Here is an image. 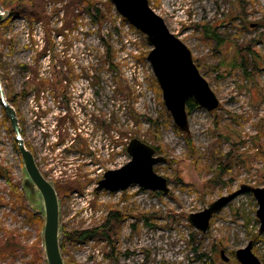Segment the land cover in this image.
Wrapping results in <instances>:
<instances>
[{
  "label": "rangeland",
  "instance_id": "1",
  "mask_svg": "<svg viewBox=\"0 0 264 264\" xmlns=\"http://www.w3.org/2000/svg\"><path fill=\"white\" fill-rule=\"evenodd\" d=\"M14 1L0 0V8L10 14L13 6H7ZM94 2L98 14L83 0H45L50 35L45 22L27 16H9L0 24L2 86L8 100H15L23 138L42 173L62 188L61 243L64 231L99 229L94 238L66 245V264H240L236 251L250 242L264 264V232L252 194L215 214L205 233L189 222L191 214L242 185L264 187V0H149L191 49L220 100L217 111L197 107L189 113V134L179 131L165 107L145 36L113 5L109 10V0ZM74 14H81L78 22ZM71 68L79 77L73 84L66 82ZM35 72L59 74L66 92L48 88L37 104L32 85L23 96ZM68 110L70 123L64 121ZM134 138L160 147L157 155L167 163L155 172L169 181L168 195L137 185L96 191L107 171L131 160L126 149ZM27 178L0 103V264H47L44 204L40 194L25 189ZM10 181L21 197L13 195ZM33 216L41 219L39 229L30 224ZM14 239L18 248L2 250Z\"/></svg>",
  "mask_w": 264,
  "mask_h": 264
},
{
  "label": "water",
  "instance_id": "2",
  "mask_svg": "<svg viewBox=\"0 0 264 264\" xmlns=\"http://www.w3.org/2000/svg\"><path fill=\"white\" fill-rule=\"evenodd\" d=\"M109 1L127 23L145 36L151 48L147 60L162 91L165 107L179 131L189 134L190 101L210 113L220 107V100L201 74L191 49L170 31L165 20L152 9L149 0ZM9 16L8 12L0 8V24ZM0 103L14 132L17 148L28 174L24 187L32 196L40 194L43 200L45 216L42 238L45 261L47 264H66L61 247L63 235L58 192L42 173L33 153L25 144L17 111L6 96L1 77ZM126 150L131 160L117 170L107 171L96 191L115 193L137 185L145 190L168 195L169 181L155 172V166L166 164L167 159L157 155L155 148L138 138L132 139ZM244 194H252L256 199L259 205L256 215L260 221V232H264V187L249 185H242L237 191L219 198L203 211L191 214L190 224L202 233L207 232L213 216ZM235 255L240 264H262L253 253L252 242L237 250ZM221 256L228 261L223 251Z\"/></svg>",
  "mask_w": 264,
  "mask_h": 264
},
{
  "label": "trees",
  "instance_id": "3",
  "mask_svg": "<svg viewBox=\"0 0 264 264\" xmlns=\"http://www.w3.org/2000/svg\"><path fill=\"white\" fill-rule=\"evenodd\" d=\"M54 2L56 4L57 0H54ZM83 2L86 3V5L88 7V10H90L92 7H94L95 10H96V14L100 13V9L96 5L97 3L94 2V4L92 5L93 0H83ZM107 5H108L109 10H110L112 8V4L110 2H107ZM46 7L47 6H46V3H45V0H37V1H33V0H16V1L12 2L10 5L7 6L8 9L11 8V13H10L11 17H13L14 15L17 14V15L27 16L30 21H39L40 20L42 22H45V25L43 26L44 27L43 30H44V32L46 34L48 33L50 35V28H49L50 15L48 14V10H47ZM69 8L70 7L68 5H66L64 7L65 12H67V14L69 12L68 11ZM58 12H60V10L55 8L54 14H56ZM74 18H75V21L78 22V20L81 18V14H74ZM9 19L7 20L6 23H8ZM212 30H213L212 26H207L206 27V33L207 34L211 33V35H213L214 31H212ZM48 46L51 48L53 46V43L51 41H49L48 42ZM44 53L46 54V50L44 51ZM105 54H106L107 58L109 59L108 61L112 62V55H111L112 53H111V50H110L109 47H107V51H106ZM40 55H41V53H40ZM54 58H56V57L53 56V60L52 61L55 60ZM111 67H113V66L111 65ZM22 68L25 69L26 71H29L28 65H26V64L23 65ZM111 69H113V68H111ZM39 75L40 74L37 73V72L33 73V78L31 80H28V82L26 83V87H25V89L23 90V93H22L23 96L24 95L26 96V94L28 93V87H29L30 83H33V86L35 88V93H36L37 100H39V97H40L41 93H43L46 90L47 87H55L56 86L53 83V81L55 82V79L58 76L56 73L53 76H51V77H44V76H41V75L39 76ZM9 101L14 106L15 100L14 99L10 100V98H9ZM197 107L198 106L196 105V103H194L193 101H190L188 103V113H190L192 110L196 109ZM187 140H188V144L190 146H192V142H191L189 136L187 137ZM159 148L160 147H156V150L157 151L160 150ZM72 181H74V182H72ZM76 182H77L76 179L69 181V184H68L69 187H68L67 190H69L71 184L76 183ZM58 187L60 189H62L60 186H56V190L57 191L59 190ZM11 188H12L13 195H15L16 197H21L23 195L22 192L18 190V187L15 184H13L12 182H11ZM67 190H65V191H67ZM117 217L118 216L116 215L115 218H117ZM30 224L33 227H35L36 229H39V227L41 226V219L38 218L37 216H33L30 219ZM103 231L101 233L102 235L104 234ZM98 232H99V229L87 230V231H82V232H72V233L64 231V238H63V242L61 243L62 252L64 250H66V245L67 244H73V243H75V242H77L79 240L87 241L90 238L96 237ZM18 247H19L18 242L14 239V241L13 240L8 241L5 244V248L2 249V250H6V249H9V248L16 249ZM36 258L38 260H41L42 257H41V255L37 254Z\"/></svg>",
  "mask_w": 264,
  "mask_h": 264
},
{
  "label": "flooded vegetation",
  "instance_id": "4",
  "mask_svg": "<svg viewBox=\"0 0 264 264\" xmlns=\"http://www.w3.org/2000/svg\"><path fill=\"white\" fill-rule=\"evenodd\" d=\"M74 69L73 68H71V70H69V71H67V73L70 75L68 78H67V83H70V84H73V82L75 81V80H78L79 79V77L78 76H76L75 74H74ZM31 74V73H30ZM57 74V73H56ZM58 75V76H57ZM56 76H57V78L55 79V82L53 81V83H54V85H56L55 87H47L46 88V90L48 89V88H52V89H54L55 90V92H58V91H61V92H63L64 91V93L66 92V89H65V87L62 85V80H61V78H60V75L59 74H57ZM51 77V76H50ZM31 80V79H30ZM33 85V83H30V85H29V87H31ZM59 86H60V88H59ZM33 91H34V94H35V98H36V93H35V88L33 87ZM32 91V90H31ZM29 92H30V90L28 89V93L26 94V96L29 94ZM59 93V92H58ZM42 94V93H41ZM25 96V97H26ZM36 100H37V98H36ZM39 100H40V97H39ZM39 100H37V104H38V102H39ZM10 102V101H9ZM11 103V102H10ZM69 114H70V111L68 110V112H67V114H66V116L64 117V121L65 122H68V123H70V121H71V118L69 117ZM20 123V122H19ZM75 123V122H74ZM21 126V125H20ZM73 126L75 127V124H73ZM13 131V130H12ZM25 141V140H24ZM64 141V139H62L61 140V142H63ZM26 144V143H25ZM27 146V145H26ZM28 147V146H27ZM29 149V148H28ZM30 150V149H29ZM32 152V151H31ZM33 153V152H32ZM34 155V154H33ZM34 157H35V155H34ZM36 159V158H35ZM37 161V160H36ZM38 164V163H37ZM39 166V165H38ZM40 167V166H39Z\"/></svg>",
  "mask_w": 264,
  "mask_h": 264
}]
</instances>
